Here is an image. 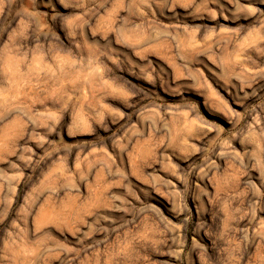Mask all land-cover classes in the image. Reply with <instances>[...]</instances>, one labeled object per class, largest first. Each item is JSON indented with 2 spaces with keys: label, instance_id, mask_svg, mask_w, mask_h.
<instances>
[{
  "label": "rangeland",
  "instance_id": "obj_1",
  "mask_svg": "<svg viewBox=\"0 0 264 264\" xmlns=\"http://www.w3.org/2000/svg\"><path fill=\"white\" fill-rule=\"evenodd\" d=\"M0 264H264V0H0Z\"/></svg>",
  "mask_w": 264,
  "mask_h": 264
}]
</instances>
